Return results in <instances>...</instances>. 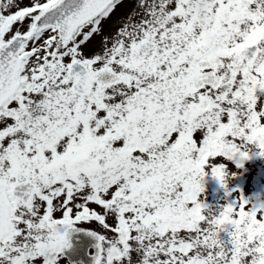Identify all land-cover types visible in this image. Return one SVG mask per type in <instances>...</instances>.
<instances>
[{"label":"snow or ice","instance_id":"obj_1","mask_svg":"<svg viewBox=\"0 0 264 264\" xmlns=\"http://www.w3.org/2000/svg\"><path fill=\"white\" fill-rule=\"evenodd\" d=\"M124 6L0 0V264H264V0Z\"/></svg>","mask_w":264,"mask_h":264},{"label":"rangeland","instance_id":"obj_2","mask_svg":"<svg viewBox=\"0 0 264 264\" xmlns=\"http://www.w3.org/2000/svg\"><path fill=\"white\" fill-rule=\"evenodd\" d=\"M124 4L125 6L116 12L113 21L128 13L133 7L134 0H124ZM244 167H247L248 171L242 175ZM244 167L237 169L233 166L232 170L237 173L238 178L231 180L227 191L214 177L208 175L205 179V192L202 194V200L211 208L218 210L226 202L231 201L232 198L229 197L228 191L234 192L239 189L249 199L264 197V157L257 155L246 161ZM221 239L227 242L230 237L227 233H221Z\"/></svg>","mask_w":264,"mask_h":264},{"label":"clouds","instance_id":"obj_3","mask_svg":"<svg viewBox=\"0 0 264 264\" xmlns=\"http://www.w3.org/2000/svg\"><path fill=\"white\" fill-rule=\"evenodd\" d=\"M209 215H211V213H209Z\"/></svg>","mask_w":264,"mask_h":264}]
</instances>
